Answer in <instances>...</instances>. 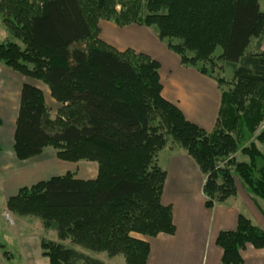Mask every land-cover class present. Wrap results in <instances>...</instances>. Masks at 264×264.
Segmentation results:
<instances>
[{
  "label": "trees",
  "instance_id": "trees-1",
  "mask_svg": "<svg viewBox=\"0 0 264 264\" xmlns=\"http://www.w3.org/2000/svg\"><path fill=\"white\" fill-rule=\"evenodd\" d=\"M0 19L11 38L0 44V64L45 85L58 104L52 118L42 91L21 86L15 158L23 162L50 149L60 161L98 166L93 180L68 172L6 201L8 212L55 228L60 242L40 240L49 264H102L67 248L66 240L122 256L125 264H146L149 244L133 235L175 233L172 208L161 203L166 172L157 157L165 148L183 151L197 166L206 209L236 196V180L250 199L264 202V153L257 147L264 145L260 0H145L143 10L136 0H0ZM99 21L152 28L181 66L213 80L220 103L212 131L162 97L158 62L103 43ZM225 67L229 82L219 74ZM237 154L247 160L237 161ZM215 243L221 264H244L240 252L264 248V231L238 215L236 229L219 232Z\"/></svg>",
  "mask_w": 264,
  "mask_h": 264
},
{
  "label": "crops",
  "instance_id": "crops-1",
  "mask_svg": "<svg viewBox=\"0 0 264 264\" xmlns=\"http://www.w3.org/2000/svg\"><path fill=\"white\" fill-rule=\"evenodd\" d=\"M98 27L99 39L116 51L133 50L158 62L162 97L175 105L187 121L206 132L212 131L220 103V92L213 80L192 68L181 66L178 56L169 51L146 27L129 25L120 28L107 21H99ZM260 50L264 51V38ZM23 84L40 89L44 99L48 96L45 101L48 107L49 103H54L58 108L45 85L42 88L37 81H29L0 64V215L8 212L6 201L16 195L20 188L40 182L31 183L36 180L35 174L43 165L56 166L55 170L50 171L48 179L71 172L78 180H93L98 171L94 162L78 161L72 164L60 161L50 149L23 162L15 158L12 149L13 133ZM4 115L10 117L7 126L3 120ZM165 149L159 152L169 153L164 161L165 167L160 166L159 154L157 157L158 166L166 172L161 203L172 208L175 233L160 234L155 238L133 235L149 244L146 264H221L222 250L215 243L216 237L219 232L235 230L238 215L242 213L253 225L264 231L263 201L250 199L240 184L236 186L235 183L236 196L212 209H206L202 194L204 177L197 166L183 151ZM71 165H75V169L69 170ZM65 169L67 171L62 173ZM27 181L31 184L22 183ZM26 240L30 243L24 242L20 247L22 252H26V255L23 254L26 264H49L41 256L40 240L36 237ZM26 246L31 247V253H28ZM240 255L244 264H264V248L254 249L248 245Z\"/></svg>",
  "mask_w": 264,
  "mask_h": 264
},
{
  "label": "rangeland",
  "instance_id": "rangeland-1",
  "mask_svg": "<svg viewBox=\"0 0 264 264\" xmlns=\"http://www.w3.org/2000/svg\"><path fill=\"white\" fill-rule=\"evenodd\" d=\"M136 2L142 6L143 10V5L145 0H136ZM260 5L261 8H264V3L263 0H260ZM1 22V20H0ZM152 33H154L152 28H148ZM8 32L5 29V27L2 25V22L0 23V44L4 43L6 41L11 40L10 36L7 35ZM216 53H219V50L216 51ZM221 66V64L219 63ZM9 70V69H8ZM217 71H214V74H216ZM221 76H223L224 80L229 82L232 78V71L229 70L228 68H224L221 73H219ZM218 75V74H216ZM29 81H33L29 78H27ZM42 88L45 86L42 85L41 83L37 82ZM227 88V85H223L221 89L225 90ZM48 99V96H46L45 101ZM17 101V99H16ZM48 103V102H47ZM49 109H50V114L51 117L54 118L55 112L57 109V105L54 103H49ZM14 114V113H13ZM9 116V115H8ZM5 123V126L8 125V121L10 120V117H6L4 115L3 118ZM264 129V122L259 128V131ZM257 147L264 153V145H257ZM168 149V148H167ZM165 149V150H167ZM175 149V148H172ZM177 149V148H176ZM179 150V149H177ZM169 151V150H168ZM165 152V153H164ZM161 152L159 154L158 159L160 162L161 167H165L166 164H164V161H166V158L169 156V153L167 151ZM237 161H246L247 158L241 156L240 154L236 155ZM73 164V163H72ZM72 167H69V170L75 169V165H71ZM56 166H52L51 164H46L39 167L37 170L38 174H35V181L31 182H37L41 180H46L48 179V175L51 170H55ZM67 170L65 169L62 173H65ZM58 173V171H57ZM32 181V180H31ZM24 184H31L30 181L28 182H22ZM236 186H238L239 182L236 180L235 181ZM1 194V190H0ZM1 199V197H0ZM264 203V202H263ZM8 211V210H7ZM8 213V214H7ZM4 215H0V264H26L27 260L24 258V255H26V252L23 250L21 245H24V242L30 243L26 238H32L36 237L38 240H46V241H53V242H60V240L57 238V234L55 231L54 227L45 229L42 226V223L39 219L33 217V216H25L21 217L16 214H12L11 212H7ZM243 215V213H242ZM248 219V217H246ZM249 220V219H248ZM25 238V239H24ZM32 242V241H31ZM63 245H65L67 248H72L75 250L81 251L83 254L92 256L99 260L102 264H125V261L122 256H115V257H108L106 253L101 252V253H92L90 251H86L81 249L80 247H77L73 245L72 243L69 242V240L62 241L61 242ZM26 250L28 253H31V247L26 246ZM30 250V251H29ZM24 254V255H23ZM28 260H34L33 258H29Z\"/></svg>",
  "mask_w": 264,
  "mask_h": 264
}]
</instances>
